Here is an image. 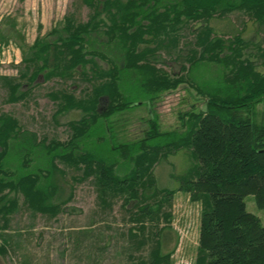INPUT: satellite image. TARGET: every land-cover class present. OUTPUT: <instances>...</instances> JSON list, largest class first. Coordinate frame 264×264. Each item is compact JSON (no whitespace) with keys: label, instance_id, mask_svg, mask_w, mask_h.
Returning <instances> with one entry per match:
<instances>
[{"label":"trees","instance_id":"16d2710c","mask_svg":"<svg viewBox=\"0 0 264 264\" xmlns=\"http://www.w3.org/2000/svg\"><path fill=\"white\" fill-rule=\"evenodd\" d=\"M83 1L92 9L85 22L65 17L46 36L20 46L25 84L1 76L7 80L10 102L27 95L29 89L22 87H32L41 74L45 80L78 77L89 89L80 98L66 89L54 95L58 100L54 116L81 112L67 122L71 134L64 141L38 139L12 115L0 114V191H21L37 210L54 211L71 198L69 194L61 202L53 201L56 186L51 180L63 171L56 160L73 164L83 178L93 177L102 205L121 198L129 220L139 225L136 232L130 228L128 236L136 249L145 245L149 249L132 264H170L171 253L162 252L168 225L158 228V218L164 214L169 223L170 213L163 207L171 205L175 191H184L202 204L195 264H264V224L245 202V196L253 194L257 206L264 207V115L255 118L256 105L264 100V69L244 56L248 46L241 35L229 42L217 35L210 38L213 30L208 23L195 32L194 45L201 49L184 56L186 76L171 77L155 64L156 50L167 46L169 39L176 44L188 22H208L239 10L264 26V0ZM261 57L264 66V47ZM96 58L109 67H100ZM206 63L220 66L218 77L195 82L190 74ZM187 81L206 100L202 112H190L182 130H160L154 115L141 138L118 141L111 116L152 105L161 93ZM103 98L107 102L100 109ZM182 149L188 150L192 162L184 173L173 175L177 188L157 189L154 165ZM6 196L0 200L3 212L16 203ZM147 220L156 222L154 231L151 227L146 232Z\"/></svg>","mask_w":264,"mask_h":264},{"label":"rangeland","instance_id":"374dc122","mask_svg":"<svg viewBox=\"0 0 264 264\" xmlns=\"http://www.w3.org/2000/svg\"><path fill=\"white\" fill-rule=\"evenodd\" d=\"M91 12L83 0H0V114L12 115L22 129L35 132L38 139L64 141L69 138L71 131L67 122L79 118L81 112L72 110L54 116L58 102L54 95L66 89L80 98L88 91L89 84L78 77L64 81L55 76L45 80L41 74L32 87H22L29 89L27 95L10 102L7 80L1 76H9L14 82L25 81V84L27 71L20 46H30L36 37L46 36L65 17H71L76 23L85 22ZM206 23L213 30L210 38L217 35L229 42L241 35L248 46L244 56L253 58L258 69H264L261 63L264 26L239 10L213 16L208 22H188L180 30L176 44L169 39L167 46L156 50V66L171 77L186 76V70L182 69L188 65L184 56L192 49H201L194 45L195 32ZM95 60L100 67H109L107 61ZM219 72V65L206 63L193 69L190 75L195 82H206L217 78ZM205 100L192 82L179 84L161 93L152 105L135 106L111 116L116 138L128 142L141 138L148 127L147 120L154 115L160 130L180 131L190 112L205 109ZM106 102V98L101 99L99 108L103 109ZM263 115L264 100L256 105L255 118L261 119ZM191 162L188 150L182 149L155 164L156 188L176 189L178 182L173 175L184 173ZM56 163L63 171L52 177L51 182L56 186L53 201L61 202L71 194L56 210H37L35 205H29L21 191L14 193L9 188L0 191V200L3 194L7 195L5 199L16 200L12 210L0 211V247L5 249L0 252V264H132L139 256H147L149 245L136 249L128 236L129 229L136 228L133 229L136 232L139 225L129 220L122 199L115 198L110 206L102 205L92 176L83 178L81 170L73 164L60 160ZM152 191L153 188L147 189L148 194ZM245 202L247 210L264 224V207L257 206L253 194L246 195ZM201 208V202L192 201L184 191H175L171 205H164L163 210L170 213L169 223L163 214L158 218L157 227L168 225L163 233L162 252L171 253L170 264H195ZM155 224L147 220L146 232L152 228L154 231Z\"/></svg>","mask_w":264,"mask_h":264}]
</instances>
